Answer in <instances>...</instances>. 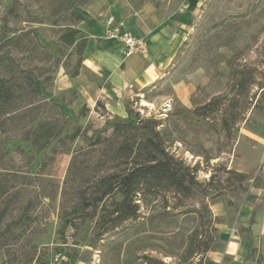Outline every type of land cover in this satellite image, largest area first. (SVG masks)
<instances>
[{"label":"rangeland","instance_id":"1","mask_svg":"<svg viewBox=\"0 0 264 264\" xmlns=\"http://www.w3.org/2000/svg\"><path fill=\"white\" fill-rule=\"evenodd\" d=\"M94 1L0 0V14L13 8L0 47L9 91L0 101V264H264V0H202L164 77L111 104L71 77L87 41L101 40L96 24L113 16L112 0L90 14ZM127 1L136 10L149 0ZM178 8L164 26L175 27ZM69 29L79 32L72 46L60 40ZM176 85L190 94L186 106ZM135 114L141 126L158 121L168 153L197 167L194 193L208 217L160 191L137 196L136 218L124 221L114 213L119 194L99 200V179L131 165L119 145L142 140L140 130L114 131L131 129L117 125ZM235 173L252 179L240 186ZM250 193L261 208L246 251Z\"/></svg>","mask_w":264,"mask_h":264},{"label":"crops","instance_id":"2","mask_svg":"<svg viewBox=\"0 0 264 264\" xmlns=\"http://www.w3.org/2000/svg\"><path fill=\"white\" fill-rule=\"evenodd\" d=\"M158 1L160 3L157 4L151 0L145 1L136 10H131L127 0H112L111 5L103 0L92 2L88 6L90 14L97 13L104 4L105 7L108 5L107 13L112 12L111 15L122 24L123 29L138 37H148L149 53L146 56L125 57L122 45L90 38L82 68L73 78V85L111 104L118 103L119 96L130 92L133 87L144 88L161 80L178 51L183 23L195 14L202 0H182L179 4L171 0ZM178 5L175 27L164 26L162 23L169 19L170 12ZM106 17L96 24L94 32L101 33ZM174 89L180 102L186 106L190 94L180 85L174 86ZM250 212V208H244L246 218Z\"/></svg>","mask_w":264,"mask_h":264},{"label":"trees","instance_id":"3","mask_svg":"<svg viewBox=\"0 0 264 264\" xmlns=\"http://www.w3.org/2000/svg\"><path fill=\"white\" fill-rule=\"evenodd\" d=\"M12 6L5 7L0 14V47L3 46L6 33L8 30L7 22L9 16L12 14ZM92 24V22H91ZM79 32L76 29H69L60 36V40L67 46H72L75 43V37ZM79 54L83 52L85 41L79 45ZM82 61V60H81ZM80 61V63H81ZM80 65L71 77L78 75ZM38 87L37 82L34 83ZM9 96V91L0 81V101L5 100ZM206 105H203V107ZM136 121L120 123L117 126L127 127L131 129H114L115 132L132 130H140L142 140L140 143L129 145L122 143L117 148V153H124V156L131 160V165L122 173H111L99 179V186H101L99 200H102L108 195L114 193L119 194V201L115 207L114 213L116 219L122 221L136 218L138 212V205L135 203L137 196L148 192L160 191L164 193H171L177 198L178 206H184L187 200H194L200 205V215L202 218L209 216V210L204 203V197L199 199L194 193V176L197 167L189 168L181 161L168 153L164 145L159 139V132L156 130L159 123L154 121L152 126L140 125L137 117ZM238 182L241 186L243 182L252 179V174L235 173ZM212 177H210V180ZM0 184V192H1ZM246 203L251 208L250 220L247 225V234L245 238L246 251L252 245V228L255 224V215L258 209L261 208L259 197L250 193L246 197ZM216 237H208L202 252H207L212 246ZM188 253L193 254L188 250ZM146 264H151L150 258H145Z\"/></svg>","mask_w":264,"mask_h":264},{"label":"built area","instance_id":"4","mask_svg":"<svg viewBox=\"0 0 264 264\" xmlns=\"http://www.w3.org/2000/svg\"><path fill=\"white\" fill-rule=\"evenodd\" d=\"M99 39L118 43L123 47V55L129 57L132 55L146 56L149 53L147 41L143 37H138L128 30L123 29L122 24L117 22L113 16H108L105 20ZM49 264H71L67 259L55 258Z\"/></svg>","mask_w":264,"mask_h":264}]
</instances>
